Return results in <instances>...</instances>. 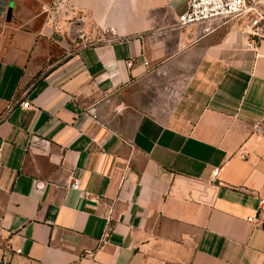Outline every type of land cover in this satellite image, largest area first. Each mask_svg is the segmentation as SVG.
Masks as SVG:
<instances>
[{"label":"crops","instance_id":"obj_1","mask_svg":"<svg viewBox=\"0 0 264 264\" xmlns=\"http://www.w3.org/2000/svg\"><path fill=\"white\" fill-rule=\"evenodd\" d=\"M185 9L8 0L0 264H264V44Z\"/></svg>","mask_w":264,"mask_h":264},{"label":"built area","instance_id":"obj_2","mask_svg":"<svg viewBox=\"0 0 264 264\" xmlns=\"http://www.w3.org/2000/svg\"><path fill=\"white\" fill-rule=\"evenodd\" d=\"M8 0H0V17L5 13ZM179 26L195 23H205L209 26H219L233 22L247 39V47L255 49L257 43L264 44V1L263 0H186V9L177 17ZM209 29V28H208ZM131 61L126 65L131 66ZM22 107H29L28 102H22ZM218 169L212 172L215 178ZM72 188L79 189L77 183ZM264 214V198H259L257 215ZM256 222L257 217L247 218Z\"/></svg>","mask_w":264,"mask_h":264},{"label":"rangeland","instance_id":"obj_3","mask_svg":"<svg viewBox=\"0 0 264 264\" xmlns=\"http://www.w3.org/2000/svg\"><path fill=\"white\" fill-rule=\"evenodd\" d=\"M51 62H52V61H49V62H47V64H48V63H51ZM47 64H45V65H47ZM45 67H46V66H45Z\"/></svg>","mask_w":264,"mask_h":264}]
</instances>
